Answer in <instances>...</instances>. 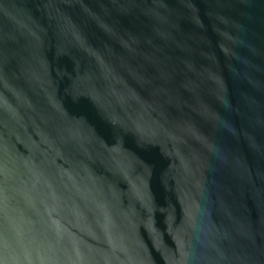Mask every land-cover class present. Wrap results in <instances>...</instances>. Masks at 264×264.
Returning a JSON list of instances; mask_svg holds the SVG:
<instances>
[{
  "label": "water",
  "instance_id": "water-1",
  "mask_svg": "<svg viewBox=\"0 0 264 264\" xmlns=\"http://www.w3.org/2000/svg\"><path fill=\"white\" fill-rule=\"evenodd\" d=\"M0 264H264V0H0Z\"/></svg>",
  "mask_w": 264,
  "mask_h": 264
}]
</instances>
